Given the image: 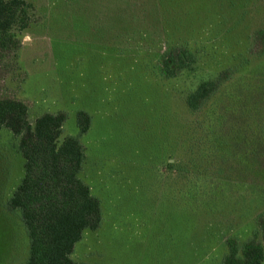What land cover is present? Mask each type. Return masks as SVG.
Instances as JSON below:
<instances>
[{"label": "rangeland", "instance_id": "rangeland-1", "mask_svg": "<svg viewBox=\"0 0 264 264\" xmlns=\"http://www.w3.org/2000/svg\"><path fill=\"white\" fill-rule=\"evenodd\" d=\"M24 1L31 8L0 50V100L26 104L31 124L65 113L63 136L84 147L80 179L101 223L71 259L223 264L233 243L264 248V39L253 41L264 0ZM180 50L192 62L169 75ZM230 67L191 111L200 80ZM79 111L92 118L82 135ZM19 144L0 131V264L29 257L21 214L8 209L25 172Z\"/></svg>", "mask_w": 264, "mask_h": 264}, {"label": "trees", "instance_id": "trees-1", "mask_svg": "<svg viewBox=\"0 0 264 264\" xmlns=\"http://www.w3.org/2000/svg\"><path fill=\"white\" fill-rule=\"evenodd\" d=\"M30 8L24 0H0V50L8 49L12 41L10 30L21 16L26 17V10ZM258 38L259 41L264 39V29L255 33L253 41L256 43ZM260 50L259 45V54ZM188 56L192 57L186 50H180L177 56L169 55V61H165L169 75L176 71L172 63L178 67L179 62V69H183ZM230 68L232 70H222L212 78L200 80L197 88L186 97L191 111L200 110L218 92V87L232 78L235 68ZM28 118L29 110L23 102L0 100V131L7 129L20 137L19 151L25 160L24 177L8 202L9 211L20 212L28 234L29 257L24 264H78L70 257L75 245L81 241L84 231H95L101 223L100 203L80 179L84 147L77 138L63 136L65 113L44 114L34 124ZM77 123L82 135L90 129L92 118L79 111ZM218 144L212 143L213 148L210 145L212 151H219ZM211 157L217 158L212 155L206 159ZM263 263L264 248L256 239L249 240L241 248L233 243L223 262Z\"/></svg>", "mask_w": 264, "mask_h": 264}]
</instances>
